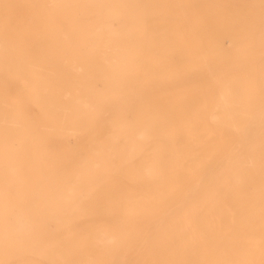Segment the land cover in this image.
I'll return each mask as SVG.
<instances>
[{
  "label": "bare ground",
  "instance_id": "bare-ground-1",
  "mask_svg": "<svg viewBox=\"0 0 264 264\" xmlns=\"http://www.w3.org/2000/svg\"><path fill=\"white\" fill-rule=\"evenodd\" d=\"M0 15V264H264V0Z\"/></svg>",
  "mask_w": 264,
  "mask_h": 264
},
{
  "label": "rangeland",
  "instance_id": "rangeland-1",
  "mask_svg": "<svg viewBox=\"0 0 264 264\" xmlns=\"http://www.w3.org/2000/svg\"><path fill=\"white\" fill-rule=\"evenodd\" d=\"M32 8L28 7L26 9L23 10V16H25L27 13L31 12ZM0 18H6V16L4 15H0Z\"/></svg>",
  "mask_w": 264,
  "mask_h": 264
}]
</instances>
